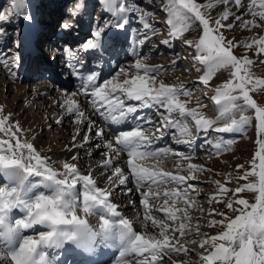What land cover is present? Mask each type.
Segmentation results:
<instances>
[{
    "label": "snow or ice",
    "instance_id": "snow-or-ice-1",
    "mask_svg": "<svg viewBox=\"0 0 264 264\" xmlns=\"http://www.w3.org/2000/svg\"><path fill=\"white\" fill-rule=\"evenodd\" d=\"M104 11L113 16L114 22H106L103 26H97L90 37L80 46V51L92 56L102 57L105 51V37L109 28L124 30L128 24V16L136 13L137 20L142 24V33L135 41L136 46L146 45L155 35V28L149 23V17L152 13L140 11V6L128 3V0H103ZM234 4L237 8L243 9V0H214L204 5L198 4L195 0H166V6L163 9L167 15L166 23L171 27V36L173 39H182L183 43L194 49L193 60L205 67V72L199 77V83L204 91L212 90L210 81L219 70H230L231 78L215 88V95L211 98L217 105L218 115L215 119H210L201 114L200 109L206 105H197L196 107H187L188 100H181V97L192 98L193 93L186 89L182 83L168 84L163 79H159L162 66H152L137 59L130 67L135 70V74H130L125 67H120L110 78L98 82L100 73L94 71H85L89 59L81 58L77 52L71 49L70 45L65 46V67L69 68L70 74L81 81V92L79 95L89 98L92 105L93 114L106 124H110L115 129L114 135L108 137L105 128L85 115L77 101L76 93L66 95L65 104L67 105L66 114L76 117V123L79 125L87 124L88 133L84 134V144L92 142V136L104 141V148L108 151L102 153L105 159L102 160V167L112 169L111 175L106 178L109 185H113L116 178L118 184L116 187L126 186L130 181L135 185V191L140 194L139 204L144 207V218L141 224L146 231L142 234L133 230V223L121 216L117 205L110 202V196L114 193L112 188H103L97 186V180L92 174H79L76 163L66 162L63 168L66 173L61 174L53 170V167L47 165V162L41 158L40 154L34 149L32 143H21L19 139L15 144L7 140H0V169L20 168L26 174L35 173L53 180L57 185L63 186L56 195H39L31 202H25L21 199V194L17 188L11 190L0 188V225L5 222L8 212L18 206H23L27 210L26 221H21L23 228L27 229L33 225H47L50 231L39 232L37 235H26L20 240L15 251L10 253V264H47L46 254L38 253L42 245H48L51 242H58L61 238L64 241H74V250L87 262L93 259V244L98 235H102L105 240H110L118 235L123 247L119 253L122 258L117 264H129L126 257L131 258L134 264H166L165 257L169 258V264H192L190 260H172V255L177 257L187 256L191 251L185 245L197 244L199 239L200 264H264V105H260L253 98L252 93L258 90H264V78L255 77L250 71L249 66L254 62L246 55L238 57L234 50L240 47L238 43L229 40L223 34L225 29H231L235 25L228 22L233 17L230 5ZM15 13L5 14L0 11V22H12V16L15 14L20 19L31 24L33 15L31 12V0H13ZM218 5H224V10L218 18L206 17L201 9L214 8ZM257 0H250L248 12L254 17L252 20L244 21L242 27L248 29L260 27L264 24V0H259V11H255ZM86 8L84 0H77L74 8L70 10L73 17L82 15ZM258 17L260 24L256 23ZM236 21L241 20V16H235ZM180 27L177 28V24ZM60 29L71 31L77 28L75 23L69 24L61 22ZM193 27L197 29V39H187L183 36L184 32H189ZM2 35V33H0ZM18 35V34H17ZM20 47V40L16 42ZM163 44H169V40L162 41ZM257 46V55L264 54V37L253 39L251 43L245 45L251 49ZM134 50V49H133ZM175 63V62H174ZM197 71H200L197 68ZM142 73V74H141ZM155 73V75H149ZM218 78V77H217ZM238 93V94H234ZM156 109L158 120L152 117H145L143 109ZM163 109L161 112L160 110ZM252 110L254 115L248 116L241 114L236 118V113H244ZM2 111V110H0ZM5 116L0 118V132L12 133V127H4L5 122L10 118ZM255 119L258 139L256 141L258 150L253 158V170L244 172L240 179L249 176H256V182H249L234 190L225 187L220 181H215L219 192L225 195V199L220 200L213 195L209 199L223 203L225 210L216 212L215 215L221 217L220 220H208L209 228L219 227L221 230L214 235L200 233V226L196 227L197 239H186L185 237L192 231L189 225L183 221H190L193 218L186 210L177 208L172 210L167 207L169 197H180L183 195L185 205L194 203V198L190 197V191H195V187L190 181L197 178L192 175L196 171H210L196 164L188 163L187 167H182L179 163L175 165L177 172L166 171L162 167L173 157H179L183 160H191V156H184L182 153L175 152L170 148H152L157 141L162 140L166 135H171L176 144H184L191 147L194 139L177 138L175 129L180 130V136H191L195 129L197 138L199 134L204 135V144L212 145L217 154H220L229 145L224 144L222 138L215 142L209 139L212 132L222 137L223 134L233 132H243ZM226 121L225 123H220ZM57 120V123H60ZM146 125H151L155 131L148 133ZM17 132L21 131L18 122L14 125ZM123 128L124 130H119ZM79 134V133H78ZM11 139V136L9 137ZM76 137H73L75 141ZM97 148L99 144L95 145ZM76 144L73 143L74 149ZM83 147V144L80 145ZM27 149L28 155L25 156L23 150ZM7 153V154H5ZM126 154V168L115 166L117 163L124 164L121 155ZM111 158H107V157ZM154 159L157 161L155 167H145L136 163L137 160ZM258 159V165L256 161ZM35 163H31V161ZM72 161L77 160V156L71 157ZM27 161V162H26ZM243 165H237V169H243ZM258 167V171H256ZM187 171L189 175H181L180 172ZM63 175L64 178H58ZM69 175L72 177L69 182ZM229 180L232 178L229 177ZM78 181L83 182L82 203L80 196L69 201L64 198L65 189L71 190L77 186ZM165 186H175V190H169ZM141 188H147V191L141 192ZM155 188L156 191H152ZM165 190L161 193L160 189ZM182 189V190H181ZM254 194V201L238 198L229 199L242 192ZM127 193H133L132 188L127 189ZM199 195V193H197ZM164 198V204L156 208L157 212H163L167 220L179 223V227L171 228L172 235L168 234L169 225L164 220L153 218V210L149 207L148 201ZM43 204L52 205L55 216H49L41 211ZM132 206H136L133 202ZM82 211L85 216H91L94 213L99 217V231L92 228L89 220L83 218L78 213ZM182 215L178 216L177 212ZM228 212L232 215L229 216ZM210 213V214H213ZM110 217H119L118 222H113ZM151 223L148 224V221ZM159 228V236L147 234V229ZM15 229H5L0 231V236L10 235ZM179 233L177 237L175 233ZM183 242L181 243V239ZM134 254V255H133Z\"/></svg>",
    "mask_w": 264,
    "mask_h": 264
},
{
    "label": "rangeland",
    "instance_id": "rangeland-1",
    "mask_svg": "<svg viewBox=\"0 0 264 264\" xmlns=\"http://www.w3.org/2000/svg\"><path fill=\"white\" fill-rule=\"evenodd\" d=\"M76 2L77 0H37L36 3L39 21L45 20V23L46 21H49L47 22V24H49L51 21L49 27L51 37L50 52L54 56H56L57 60L61 59L60 61H62V58L59 59L58 53L62 48L65 49V47H62L65 41L61 42L60 39H54L55 37H57V32H64V30L60 29L59 27V24L61 22H65L66 19H68L67 21L74 20L73 16L70 14V10L74 8ZM84 2L86 3V8L83 10L82 15L77 16L81 19L82 23L78 25L77 28L79 29L75 31L74 28L72 30L73 32L71 33L73 37L76 34L78 35L82 24H84V22L87 23L89 31L86 33V37L84 38V42H86V40L90 37L91 33L97 26H103L106 22L109 21L114 22L115 18L109 13L106 14L104 12L103 0H84ZM133 2L140 6V11H147L152 13V15L148 19L149 23H152L155 28V35L146 45L142 47L136 46L135 41L138 39L140 33H142L143 31L142 24L137 20L136 13L129 14V33L127 35L126 42L122 41L121 43V47L124 46V50L122 49V53H120L121 58L119 55V61L115 62V60H113L114 67L107 78H110L112 75H114L120 67H125L129 70L130 74H135V70L132 69L130 66L133 65L137 59H140L141 62L148 65L162 66L164 71H162L161 76L158 77V81L159 79H163L164 82L168 84L182 83L186 87V89L193 93L191 99L188 97H181V100L189 101L186 106L196 107L198 104L206 105L207 107H203L200 109L201 114H203L207 118L215 119L218 115L217 105L214 103V101L211 100V98L215 95V88L217 86L222 85L224 81L230 79L231 75L226 70L217 71L216 75L210 81V87L212 90L204 91L202 85L199 83V77L204 74L206 69L197 61L193 60V56L195 55L194 49L186 46L183 43L182 39H172L170 33L171 27L166 23L169 17L167 13L163 10L166 6V0H128V3ZM195 2L204 5L209 2L214 3V0H195ZM249 3L250 0H243V9L237 8L234 4L230 5L231 10L233 12V17L230 18L228 22L233 23L235 26L231 29H225L223 31V34L227 39L233 40L235 43H238L240 45V47L234 50L235 55H237L238 57H243L246 55L248 58L253 60L254 63L249 66L252 74L255 77L264 78V54L257 55L256 45H254L251 49L245 47V45L251 43L253 39L264 37V24L257 28H252L250 26L248 29H245L242 27L244 21L254 19V17L248 12L247 6ZM224 7V5H218L214 8L201 10L205 13L206 17L210 16L211 18L215 19L219 17V14L224 10ZM259 10V0H257L256 11ZM0 11H3L5 14H8L10 12L15 13L16 10L13 5V0H0ZM236 15L241 16L240 21L235 20ZM255 20L257 24L261 23L258 17H256ZM24 27L25 26L23 20L15 14L12 16L11 23L0 22V33H2V35H0V44L1 42L3 43L0 45V65L3 66V68L5 69L4 74H0V110H2L0 111V118L9 116V114H11L10 118L5 122L4 127L7 128L9 126H13L12 133H15V135H12L11 133L0 132V140H7L9 143L13 144V146L17 139H19L21 143H32L36 152H38L41 156V153L44 152L43 150H45L46 147L50 149L63 148L65 145L69 144L70 135H72L71 137L82 139L84 134H86V132L88 131L87 124H84L82 127H78L76 125V122L73 120H69L68 123L65 122L61 126L58 123L53 125V118L51 115L55 114L56 112L62 113V104L66 105L65 100H63L65 98H61V103L56 104L55 106L52 105L51 107H49L50 104H48L46 108H43L42 106H38V102H36L41 100L40 97L30 100H28L27 98L14 100L13 95L15 90L7 91V87H4L2 85L3 80H5L7 84L9 83V80L13 78H16V81L22 82L21 84H25L26 78L24 79L23 77L25 76L26 70L22 67H25L26 65H24L21 61L19 62V56L22 54L21 48L23 47V45L21 38ZM184 34L187 39L198 38L197 29L195 27H193L189 32H184ZM18 39L21 42L20 47H17L15 43ZM65 39L68 40V38ZM164 40H169L170 43L167 45L163 44L162 41ZM75 41L74 38L69 39L68 45L71 46V49L73 51L79 52L78 55L83 58L84 55L81 54L80 46L84 42H82V44H80L79 46V44ZM116 44L117 42L113 43L112 45V52L114 53L116 52ZM134 52L137 53V56H133ZM59 54L60 57L63 56L61 53ZM13 57L14 59L11 60ZM54 63H58V61ZM197 68H199L200 71H197ZM26 69L28 70L27 72L30 71V82L40 83L41 80H47V76H44V74H39L37 72L40 70V68L37 67V64H33L29 68L30 70L28 69V67ZM96 70H98V67L94 66V71L96 72ZM1 71L2 68L0 69V72ZM149 75H155V73H149ZM18 76H22L23 80H19ZM55 76L64 77L62 79L60 78V80H62V83L68 82V84H66L65 86V88L67 89L71 90L72 87L76 85V81L68 75L67 70L64 68L58 67ZM30 82H27V88L29 89L28 93L33 92L31 89L32 84H29ZM52 90L53 91H50L49 94L44 95V97L47 98V96H52L54 95V92L57 91L56 87H54ZM252 95L258 104L264 105V90H258L255 93H252ZM53 106L55 107V109H52ZM160 111L162 112L163 109H161ZM151 113V117L154 120L159 119L156 110ZM241 114L248 116L254 115L252 110H248L244 113H236V118L238 119ZM71 118L74 117L71 116ZM16 122H18L19 128L21 129V131L19 132H17L14 127ZM99 122L103 123L101 119ZM225 122L226 121H221L220 123L222 124ZM255 124L256 121L255 119H253L251 124L246 127L245 131L223 134L222 137H218L217 133L212 132L209 136V139L215 142L218 138H222L224 144L229 145V147L227 149H224L220 154L216 153L212 145L204 144L203 134H199V138H197L198 134L196 133L195 129L192 130L190 137H181L179 129L173 130L176 133L178 139H194L195 142L191 147L184 144H176L172 140L171 135H166L162 144L159 145L162 148H170L175 152L182 153L184 156H191L190 161L180 159L179 157H173V159L168 160V164L166 165L165 169L167 171H172L175 174L177 172V169L175 167L177 163H179L184 168L187 167L188 163H192L199 166H203V168L210 170L196 171L192 173V175H195L197 178L195 181L189 182L192 183L195 187V191H190L189 193L190 197L194 198L193 204L185 205L183 203V200L185 199L183 195H181L180 197L166 198L168 200V203L166 205L167 207L171 208L172 210H176L177 208L181 210H186L188 214L193 218L190 221H183L192 229V231L188 233V235L185 237L186 239H197L195 231L197 225L200 226L201 235L205 233L208 235H214L217 231L221 230L219 227L209 228L207 224L208 220L221 219L219 215H215L213 213V209H215L216 212H221L225 210V205L223 203H217L216 201H213L211 204L209 203V199L213 195L217 196V198L220 200L225 199V195L219 192L217 185L214 183L215 181H220L221 184L225 185V187L234 190L238 186H242L249 182H256L258 180V177L256 176H249L247 180L240 179V177L244 175V172L251 171L254 167L252 161L255 152L258 150V145L256 143L258 135ZM146 128L147 131L155 130V128L151 125H146ZM30 129L34 131V135L32 136H30ZM48 129L50 131L49 133H47ZM62 129H66V132L62 131ZM62 133H64L65 136H63ZM10 136L11 139H9ZM67 137L69 138L67 139ZM98 142L101 141L98 140ZM87 150L80 149V152H82L83 154L85 151L87 152ZM23 152L25 156L28 155L27 149H24ZM96 157H98V154L96 155L86 153V155L83 154L80 158L82 159L81 162L84 163L86 166L91 165V168H94V162L96 161ZM31 163H35V161H31ZM258 163L259 162L257 159L256 164L258 165ZM63 164V162H57L53 167V170L61 174L66 173L67 170L63 168ZM237 165H243L244 167L243 169H237ZM96 168L100 169L99 171L103 169L102 166H96ZM255 170L258 171V167H256ZM105 173L110 174V170L105 171ZM179 174L185 176L189 175L187 171L180 172ZM29 177L31 178L28 181L30 186H28L31 187V185H34L33 189L35 191L38 190V187L45 178L44 176L37 175L35 173L30 174ZM229 177H231L232 179L229 180ZM58 178H64V176L60 175L58 176ZM71 178L72 177L69 175L70 181ZM4 182V179L1 178L0 188H4ZM129 184H131V181L127 185ZM165 187L169 188V190H175V186ZM154 189L155 188H153L152 190ZM140 190L141 192H143L147 191L148 189L141 188ZM197 193H199V195H197ZM136 194L137 196H139V200L137 199V202L135 204L136 206H126L127 208L125 211L128 213V215H135L137 212H141L144 210L142 209L143 205L138 204L141 199L138 192H133L131 195L128 194V196L122 195L121 201L126 203L127 198H134ZM125 196L126 198H124ZM241 197L248 199L250 203L255 202L254 194L248 193L246 191L237 194L236 196L228 198L238 199ZM159 204H164V198L157 199L155 201H150V205L159 206ZM162 213L163 212H156L155 215L157 216L153 215V218L157 220H164V222L169 225L168 234L171 236V228L179 227V223L181 221H169L165 217L164 213ZM177 215L181 216L182 211L177 212ZM228 215L231 216L232 213L228 212ZM141 219L143 220V218L141 217L137 218L139 228L144 227L140 223ZM149 230L150 235H155L157 236V238H162L159 236V228L154 229L153 232L151 229H148L147 233ZM175 235L178 237L179 233L177 232L175 233ZM183 239L184 238L181 239V242H183ZM185 246L190 248L191 250L186 256L188 257L187 260H190L192 264H200L198 255L201 251V249L199 248V239H197V244H187ZM184 257V255H181L177 258V256L172 255L171 259L175 261H180ZM168 259L169 258L166 256V264H169Z\"/></svg>",
    "mask_w": 264,
    "mask_h": 264
},
{
    "label": "bare ground",
    "instance_id": "bare-ground-1",
    "mask_svg": "<svg viewBox=\"0 0 264 264\" xmlns=\"http://www.w3.org/2000/svg\"><path fill=\"white\" fill-rule=\"evenodd\" d=\"M32 8H31V12H32ZM254 10L256 11V8ZM104 12L107 14L106 11H104ZM38 16L39 15H37V16L33 15V22L32 23L35 24V27L39 28V32H42V33L46 32L48 34L50 32V28L49 27H50L51 21H50L49 24H47V22H49V21H46V23H45V20L39 21ZM46 20H48V19H46ZM67 20L68 19H66L65 22L69 23V21H67ZM81 23H82V21L78 20L75 24L79 25ZM27 25H29V23L25 22L24 23L25 27L23 29V34H22V40H24V42L27 44L26 45L27 46V50L25 52L26 56L24 58L25 59L24 63H26V62L30 63L31 62L30 56L33 54L32 50L30 52V47H29V44H28L27 38H26ZM179 27H180V24L178 23L177 24V28H179ZM77 29H79V28H75V31ZM125 30L128 33V24H127ZM88 31H89L88 25H87V23L84 22V24H82V26L80 28V31L78 32V35L74 36V39L76 40L75 42L78 43V44H82V42L85 41L84 38L86 37V33ZM118 31L119 30H116L115 28H109L107 30V34H106V37H105V42L110 40V43L105 48V52H106L107 55H109L112 52L111 44L113 42H117L118 38L120 39V42L122 41V37L119 36ZM69 32H73V31L72 30L71 31H67V33L61 32V34H62V36H64L65 34L68 35ZM170 33H171V31H170ZM69 35H70V33H69ZM183 36L185 37L184 33H183ZM177 39H179V38H177ZM177 39H173V40H177ZM1 44H3V43L1 42ZM119 46H120V44H119ZM48 48L50 49V46H48ZM123 48H124V46L122 47V49ZM34 53L36 55H39V53L36 52V50H34ZM60 53L63 55L62 57L59 56L60 58H62V61H60L61 59L59 58L60 60H58V63H52L50 65L51 67L48 68V70L46 69V72L44 73L45 76H47V80H41L40 83H38V82H30L31 80H29V78L31 77V75H30V71L27 72L28 71L27 70L26 73H25V76L23 77L24 79L26 78L25 84H21L22 82L16 81L15 80L16 78L15 79L13 78V79L9 80V83H7V84H6L5 80H3L2 85L4 87L5 86L7 87V91L15 90L14 95H13L14 100H19L21 98H27L28 100H30V99H36L37 97H40L41 100L40 101H36V102H38V106H42L43 108H46L48 104H50L49 107H51L52 105L55 106L56 104L61 103V100H62L61 98H65L63 100H66V95H71L73 93H76L77 95H76L75 98L79 102L81 109L84 110L85 115H87L91 119L95 120L99 124L100 127L105 128L106 135L108 137H111L112 135H114V132H115V129L113 128V126L110 125V124H106V123L105 124L104 123H100L99 122L100 121L99 116L93 114V112H92V105L90 103V99L79 95V93L81 92V81L75 77L78 80V85L79 86L78 87L74 86L70 90V89L65 88V86H66V84H68V82H63L62 83V80H60V77H56L55 76L58 67L64 68V69L67 70V72H70L69 68L65 67V49L61 50ZM77 54H78V52H77ZM133 54H134L133 56H137V53L134 52ZM107 55L103 56V57H105V59H103V57L99 58V59H101V62H98L99 63V67L101 68V70L100 71H96V72L100 73L101 79L98 82H102L103 79H107V77L109 76V73L111 72V70L114 67V64H113L114 62H113V60L111 61V57L109 59H106ZM92 57L94 58L95 56L91 55L90 58H92ZM120 58H121V54H120ZM13 59H14V57L11 60H13ZM21 60H22V57H21ZM103 60H105V61H103ZM55 62H57V61H55ZM102 62L104 63V65H102ZM31 64H29V65L31 66ZM0 67L2 68V71L0 72V74H4L5 69L1 65H0ZM49 71H51V73H48ZM85 71L86 72L90 71V69L86 66ZM226 71L230 74V70H226ZM23 72H24V70H23ZM39 72H44V71H39ZM71 76L73 77V75H71ZM23 78H22V76H18L19 80H23ZM62 78H64V77H61V79ZM32 79H33V77H32ZM27 82H30L29 84H32V87H31V89L33 91L32 93H28L29 89L27 88V84H28ZM54 87H56V89H57V91L54 92V95L49 96V97L47 96V98H45L44 95L49 94L50 91H53L52 89ZM27 102H29V101H27ZM14 104H15V102H14ZM54 106H53L52 109H55ZM62 108L64 110L61 109V107H60V109L62 110V113L56 112L55 114L51 115L52 118H53L52 119L53 120V125L57 123V120L61 121L60 123H58L60 126L62 124H64L65 122L68 123L69 120L76 121L75 120L76 119L75 116H73L74 118H71V116L66 114L67 105H63L62 104ZM155 110L151 109V108L150 109H143L142 112L145 115V117H148V116L151 117V114H152L151 112H153ZM76 125L78 127H82L83 126V125H79L77 123H76ZM119 130H124V129L120 128ZM62 131L66 132V129H62ZM87 131H88V128H87ZM154 131H148V133L151 134ZM49 132L50 131L48 129L47 133H49ZM86 133H88V132H86ZM89 134L92 136V142L84 144L83 138L82 139H77L76 138L75 141H74L73 137H71L72 135H70L69 144L65 145L63 148H58V149H50V148L46 147L45 150H43L44 152L41 153V158L44 159L47 162V165L50 166V167H54L57 162H59V163L60 162H63V163L74 162V163H76L77 168L79 169V174L80 175L92 174L93 178L97 180V186H100V187H103V188L111 187L114 194L112 196H110V202H114L117 205L118 211L121 213V216L123 218L129 219L133 223V230L134 231H139L142 234H144L146 229L144 227L143 228H139L138 227V220H137V218H140V217L144 218V215H145L144 210L143 211L139 210L141 212H137L135 215H128V213L125 211L126 208H127L126 206L132 205L133 202H135V204H136L137 199L139 200V196H137V194H136V196H134V198H127L126 199V203L121 201L122 195H127L128 196V194H126L128 188H132L133 192H136L135 191V185L131 182V184L126 185V186L116 187L115 184H118V181H116L115 177H113V180L115 181V183L113 185H109L108 180H107L106 177L108 175H111L112 169L103 168L101 171H99L100 169L96 168V166H101L102 165V160L106 158V157H104L102 155V153H104V152H106L108 150L104 148V146H103L104 141L103 140L95 137L94 133H89ZM32 135H34V131H32L30 129V136H32ZM62 135L65 136L64 133H62ZM68 138L69 137H67V139ZM164 138L162 140H160V141H157L155 144H153L152 148H154V149L155 148H162L159 145L162 144ZM98 140H100L101 142H98ZM73 143L76 144V147L74 149L72 148ZM81 144H83V147H80ZM96 144H99L100 147L97 148L95 146ZM80 149L81 150L89 149V150H87V152L85 151L83 153L85 155H86V153L87 154L91 153V154H96V155L98 154V157H96V161L94 162V164H95L94 168H91V165L86 166L84 163L81 162L82 159L80 157L83 154H82V152H80ZM73 155L77 156V160L76 161H72L71 160V157ZM107 158H111V157L109 156ZM121 159L124 160L125 163L124 164L117 163L115 166H120V167L124 168L125 173L127 174L128 169L126 168V159H127L126 154H122L121 155ZM167 162L162 166L164 168V170L166 169V165L168 164ZM136 163H139L141 166H145V167H153V166L155 167L157 165V161L154 160V159L137 160ZM107 170H110V174H106L105 173V171H107ZM98 172H100V173H98ZM29 176H30V174L24 173V171L22 169L18 168V167L0 169V177L2 179H4V181H5L4 182L5 183L4 189L5 190H11V188H13V187L17 188V190L21 194V199H23L25 202H31L38 195H56V194H58L59 189H61L63 187V186L57 185L53 180L48 179V178L45 177L43 179V181L41 182L40 186L38 187V190L35 191L33 189L34 185H31V187H29L30 185L29 186L27 185V184H29L28 183V181L30 179ZM69 182H70V180H69ZM80 190H82V191H80ZM164 190H165L164 188L161 189L160 190L161 193ZM152 191H156V189H154ZM82 192H83V182L82 181H78L77 186L75 188H73L71 190L65 189L64 198L69 200V201H71V200L77 198V196L79 195L81 203H82ZM124 198H126V196ZM150 201H151V199L148 201L149 207L152 208L153 215L157 216V215H155L156 212H157L156 208H159L162 205L159 204V206H157V205L153 206V205H150ZM142 209H144V207ZM78 214L81 215L83 218L88 219L90 225L92 226V228L94 230H96V231H99L98 227H99L100 221H99L98 215H96L94 213L91 216H85V214L82 211H80ZM10 215H12L11 216V218H12L11 220L9 219ZM15 216H20V219L22 221H26V219H27V210H26V208H24L23 206L14 207L8 212L7 216L5 217V224H7L10 229H15V231L12 232L10 235L6 234L4 236H0V264H10V253L12 251H15V249L19 245L20 240L23 238V236H26V235L35 236L39 232H46V231H50L51 230V228L49 226H47V225H39V224L33 225V226L25 229V228H23L21 226V224L19 222H17V219L14 220ZM110 219L111 220L113 219L114 222H118L119 217H110ZM150 223H151V220L148 221V224H150ZM151 230H152V232L154 231V229H151ZM0 231H2V229H0ZM147 234L150 235V230L148 231ZM10 237H12V239H13V241L15 243L14 246L8 245L7 240ZM98 238H99V243L98 244L102 243V244L105 245V247L110 249L111 246H115L116 245L117 239L119 237H118V235H115V236H113L112 239L105 240L102 235H98ZM61 240H63V239L61 238ZM58 242H51L48 245H42L40 247V249H38V253L39 252H43V253L46 254V262H47V264H83V261L81 259H79V258H74V259L70 258V259H66L65 261H62L61 258H62V254L63 253L60 252L61 249L59 248L60 244H57ZM99 248H103V246H100ZM119 257H120V255L118 254V256H116L114 258V261H112V260L109 261L110 259H107V260H105L104 262H102L100 264H116L115 260L117 258H119ZM125 259H128L129 264H134V261L131 258L126 257ZM187 259H188V257L185 256L182 260H187Z\"/></svg>",
    "mask_w": 264,
    "mask_h": 264
},
{
    "label": "clouds",
    "instance_id": "clouds-1",
    "mask_svg": "<svg viewBox=\"0 0 264 264\" xmlns=\"http://www.w3.org/2000/svg\"><path fill=\"white\" fill-rule=\"evenodd\" d=\"M38 196H39V195H38ZM41 211L47 213L49 216H55V215H56V212L54 211V208H53L52 205L43 204V205L41 206ZM0 229L5 230V229H10V228H9L8 225L5 224V222H4L3 225H0Z\"/></svg>",
    "mask_w": 264,
    "mask_h": 264
}]
</instances>
